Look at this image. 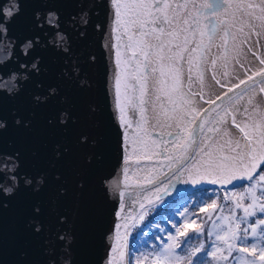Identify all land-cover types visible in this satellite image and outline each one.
<instances>
[{
	"label": "snow or ice",
	"instance_id": "snow-or-ice-1",
	"mask_svg": "<svg viewBox=\"0 0 264 264\" xmlns=\"http://www.w3.org/2000/svg\"><path fill=\"white\" fill-rule=\"evenodd\" d=\"M106 149L99 264H264V0H0V264L10 210L14 264H85Z\"/></svg>",
	"mask_w": 264,
	"mask_h": 264
},
{
	"label": "water",
	"instance_id": "water-1",
	"mask_svg": "<svg viewBox=\"0 0 264 264\" xmlns=\"http://www.w3.org/2000/svg\"><path fill=\"white\" fill-rule=\"evenodd\" d=\"M31 10V5L27 9L28 12ZM72 9L66 8L65 14H67ZM97 11L101 12L99 18L94 17V20L100 19L102 20L103 12L101 9H97ZM91 45V50L97 55L98 60L97 64L91 72L92 78L96 83L95 89V98L100 99L103 88H104V80L106 73L105 66V57L103 55V48L101 45L103 44V37L100 33L94 32L91 27L89 28V37L87 41H77L76 47L81 48L85 45ZM113 168H116L119 171V159L117 154L111 149L105 150V160L103 162V166L100 170L92 175L90 180V192L86 197L85 203L89 210L90 219L86 224V235L89 239V242L81 249L80 259L85 262V264H99V262L104 257V253L107 247L112 244V241H108L105 238V233L112 226V214L111 208L113 207L112 203L105 198L102 190L98 185V176L101 173H106L111 171ZM123 190L122 188L118 189ZM7 226H8V234H9V246L7 250L6 259L8 264H14V262L18 259L17 250L15 246V235H16V216L13 210H10L7 217ZM131 235H129L127 241H125V252L130 248V240ZM116 260L119 259V255L117 254Z\"/></svg>",
	"mask_w": 264,
	"mask_h": 264
},
{
	"label": "trees",
	"instance_id": "trees-1",
	"mask_svg": "<svg viewBox=\"0 0 264 264\" xmlns=\"http://www.w3.org/2000/svg\"><path fill=\"white\" fill-rule=\"evenodd\" d=\"M134 234V233H133ZM132 236H135V234L134 235H132ZM142 239V237L141 236H135V238H133L132 237V240H131V242H130V248L131 249H135V248H138L140 245V240Z\"/></svg>",
	"mask_w": 264,
	"mask_h": 264
},
{
	"label": "rangeland",
	"instance_id": "rangeland-1",
	"mask_svg": "<svg viewBox=\"0 0 264 264\" xmlns=\"http://www.w3.org/2000/svg\"><path fill=\"white\" fill-rule=\"evenodd\" d=\"M236 191H237V192H240V191H242V189H239V188H238V189H236ZM134 234H135V233H134ZM134 234H131V237H130V238H132V237H133L132 235H134ZM141 243H142V239L140 240V244H139L140 246H141ZM140 246H139V247H140Z\"/></svg>",
	"mask_w": 264,
	"mask_h": 264
}]
</instances>
